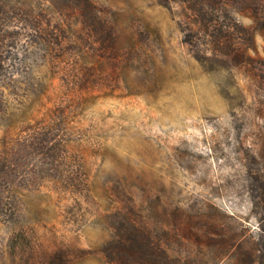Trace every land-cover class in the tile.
Segmentation results:
<instances>
[{"label": "rangeland", "instance_id": "374dc122", "mask_svg": "<svg viewBox=\"0 0 264 264\" xmlns=\"http://www.w3.org/2000/svg\"><path fill=\"white\" fill-rule=\"evenodd\" d=\"M79 1L5 30L0 264H264V0Z\"/></svg>", "mask_w": 264, "mask_h": 264}, {"label": "trees", "instance_id": "16d2710c", "mask_svg": "<svg viewBox=\"0 0 264 264\" xmlns=\"http://www.w3.org/2000/svg\"><path fill=\"white\" fill-rule=\"evenodd\" d=\"M184 1H187V3L189 4V10H191L192 13L199 14L204 10L206 11V9L213 7L210 0ZM29 6V0H0V57L3 48L8 46L7 41L8 38H10L8 33L5 31L6 29H9L10 27L12 33H14L15 30V33L19 34V31H21V28H23V30L21 31L22 33L20 34L23 37L24 32H26L28 28H40L41 22H36V24L33 25L30 24L31 22L29 21V18L31 14V8H29ZM71 9H74L73 11L77 14L78 18L83 24L92 26L95 23H102L96 16L90 15L89 12L94 9V5L90 0L79 1L77 7ZM12 18L18 19L12 24L7 23ZM52 33L53 37H55V33ZM143 247L144 246L142 244V241L140 239H136V236L123 239L118 243L116 249L113 250L111 256L112 261L115 264H156V260L152 258L154 255L147 253ZM26 253L27 252H24L22 248L20 249V252L17 255L20 261ZM32 253L33 251L30 250L27 254L33 256ZM31 264L42 263H40V261L38 260H34Z\"/></svg>", "mask_w": 264, "mask_h": 264}]
</instances>
